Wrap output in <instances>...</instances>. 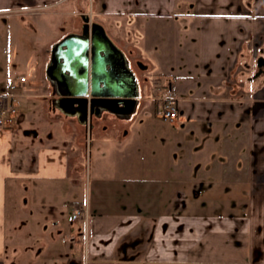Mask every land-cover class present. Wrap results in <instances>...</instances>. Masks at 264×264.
I'll list each match as a JSON object with an SVG mask.
<instances>
[{"label":"crops","instance_id":"1","mask_svg":"<svg viewBox=\"0 0 264 264\" xmlns=\"http://www.w3.org/2000/svg\"><path fill=\"white\" fill-rule=\"evenodd\" d=\"M72 11L78 20L66 37L47 29L48 18L54 28ZM86 26L91 39L100 32L124 80L122 98L134 102L129 110L99 106L89 121L64 110V89L49 74L52 48L70 35L77 43ZM45 34L51 46H41ZM262 50L264 0H0V62L35 75L41 68L38 85L0 78V97L28 105L0 127V264L28 260L18 227L8 255L11 192L31 194L40 211L57 196L54 227L62 228L53 242L83 237L89 264H264L261 55L253 68ZM151 78H178L169 87L175 122H137L153 119ZM235 78L263 79L245 90ZM149 138L158 153L146 164L140 151ZM87 148L96 164L85 170ZM227 193L239 196L227 210L195 203ZM78 209L88 218L74 221Z\"/></svg>","mask_w":264,"mask_h":264},{"label":"rangeland","instance_id":"2","mask_svg":"<svg viewBox=\"0 0 264 264\" xmlns=\"http://www.w3.org/2000/svg\"><path fill=\"white\" fill-rule=\"evenodd\" d=\"M195 7V6H194ZM191 13L193 11H190ZM77 13L74 11L65 14L59 18H57L55 21L57 25L54 28H50L51 21L48 18L46 22L49 26H47V29L50 32H54L58 37H66V33L69 32V29H73L74 25L77 22ZM45 41L41 43L42 47L51 46L53 43L52 37H48L47 34L44 35ZM180 40V37H178V41ZM54 47L52 48L53 51ZM45 55L41 51L38 53L39 60L40 56ZM261 55V56H260ZM258 56L262 57L264 60V50L259 51L257 58L254 59L253 68L256 69L258 72V69H260L258 64ZM40 70L41 68H38V73L35 75V73H31L28 68L17 66L13 67V65L8 64L7 62H0V78H9L13 80V83L17 82L21 77H25L28 81H34L36 85H38L39 82L37 80L40 78ZM244 71H247L244 66ZM147 74V73H146ZM173 77H175V74H173ZM152 79V78H151ZM263 78H235L234 80H239L241 82V86L243 88L248 86V81H258V83H261ZM174 80L177 82L178 78H168L167 80L164 79L163 81H159V79H152L153 81V92L151 94V98L153 99L151 101V104L149 108L146 110L150 117L146 118L147 115H141L138 118V123L145 122H163L159 120H155L157 115H160L163 111V108L161 106L160 101L164 98H169L173 94H171L169 87L170 84L174 82ZM264 81V79H263ZM185 82H188L186 80ZM7 80L4 81V87L6 88ZM232 84V83H231ZM2 87V84H0ZM260 85V84H258ZM248 88V87H247ZM245 88V90H247ZM232 89V88H231ZM261 94H264V84L258 89V91ZM158 99L155 100V99ZM27 99H24L23 102H21L20 106L17 108V106L14 108L16 109V118L21 113H24L25 110H27L28 105L25 104ZM147 113V114H148ZM30 116V114H29ZM28 116V124L32 121L29 119ZM30 117H35L34 115H31ZM161 120V119H160ZM168 123V122H167ZM150 141V146H146L144 149L140 151L142 155L147 157L146 164H149L150 160L149 158L153 154V150L155 149V154L158 153V147L155 148V144H152L151 138L146 139ZM243 151H245V148H242ZM84 168L85 170H88L90 165L94 166L96 164L95 159L93 155H91L90 148H87L84 152ZM171 156L174 158L175 154L171 153ZM179 157V155L177 154ZM25 192V190L23 189ZM237 195L232 194H226V195H198L194 196L196 204H207L209 206L212 200H214V204H220L221 205V211L229 209V202H231L232 199L238 198ZM95 199V196H94ZM28 201V202H27ZM59 198L57 196L54 197V202L56 204L50 206L52 207L49 210L40 211V207H34V197L31 196V194H25V193H12L9 196V221H8V255L11 257L12 254V246L14 245L12 243V229L13 227H18V236L22 239L21 247H24L27 249V257L28 260L26 261V264H89L85 257V245H84V239L81 237V240H77L76 242L70 243L68 245L63 244L62 241L60 242H53L56 239V235L58 234L59 230L62 228L58 226L57 228L54 227V222L57 221L56 218H58V214L56 213V209H62L59 207ZM33 204V205H32ZM194 204V203H193ZM58 206V207H57ZM56 207V208H54ZM68 209H71L73 211L74 206L73 204L67 205ZM69 217V213L68 216ZM71 217V214H70ZM69 221V218H68ZM67 221V222H68ZM67 224H64V227H66ZM35 254L38 255V257H35ZM40 258V259H39ZM6 264H10V258L6 259ZM24 264V263H23Z\"/></svg>","mask_w":264,"mask_h":264},{"label":"water","instance_id":"3","mask_svg":"<svg viewBox=\"0 0 264 264\" xmlns=\"http://www.w3.org/2000/svg\"><path fill=\"white\" fill-rule=\"evenodd\" d=\"M73 38L75 36H68L53 49L54 64L49 72L50 77L64 89V110L67 111L68 107L69 111L72 109L71 113L89 121L88 116L91 117L95 107H107V104L119 106L131 101L132 99L122 98L121 86L124 80L114 76L113 65L108 60L112 57L111 50L109 51L105 43L96 37L95 31L92 41L88 31H85L84 36H80L81 40L77 43H74ZM132 79L133 92L132 89L129 92L133 97L135 85L134 78ZM110 88H113V91Z\"/></svg>","mask_w":264,"mask_h":264},{"label":"built area","instance_id":"4","mask_svg":"<svg viewBox=\"0 0 264 264\" xmlns=\"http://www.w3.org/2000/svg\"><path fill=\"white\" fill-rule=\"evenodd\" d=\"M21 81L25 82L26 78H21ZM16 115V109L13 105L8 104L6 107L2 108L0 111V127H6L14 123ZM161 119L168 123H173L178 119L177 103L173 98H166L163 100ZM80 218L87 219V212L84 210H76L74 220H78Z\"/></svg>","mask_w":264,"mask_h":264},{"label":"flooded vegetation","instance_id":"5","mask_svg":"<svg viewBox=\"0 0 264 264\" xmlns=\"http://www.w3.org/2000/svg\"><path fill=\"white\" fill-rule=\"evenodd\" d=\"M85 31H86V32L88 31V32H89V35L91 34L90 31H89L88 26H86V27L83 29V34H81L80 36H84ZM94 31H95L96 37L100 38V32H99L97 29H94ZM94 31H93V33H94ZM93 33H92V35H93ZM80 36H78V39H79V40H81ZM90 39H91V38H90ZM91 41H92V39H91ZM72 44H73V43H72ZM66 55L68 56V54H66ZM262 61H263V59H261V60L259 61V63L262 62ZM110 89H111V91H113V88H110ZM132 104H133V103H132V100H131V101H127V103H126L125 105H121V106H123L126 110H129V109L132 107ZM106 106L109 107V108H118V107H120V106H116L115 104H107ZM96 110H97V107H95L93 114H91L92 118H93V116L95 115Z\"/></svg>","mask_w":264,"mask_h":264},{"label":"trees","instance_id":"6","mask_svg":"<svg viewBox=\"0 0 264 264\" xmlns=\"http://www.w3.org/2000/svg\"><path fill=\"white\" fill-rule=\"evenodd\" d=\"M7 106V100L5 97H0V111L2 108Z\"/></svg>","mask_w":264,"mask_h":264}]
</instances>
